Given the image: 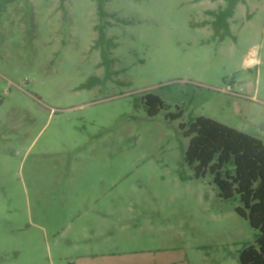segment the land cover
Here are the masks:
<instances>
[{
	"label": "rangeland",
	"instance_id": "1",
	"mask_svg": "<svg viewBox=\"0 0 264 264\" xmlns=\"http://www.w3.org/2000/svg\"><path fill=\"white\" fill-rule=\"evenodd\" d=\"M3 1L0 264H240L259 231L195 177L184 130L204 117L264 142V0L223 41L197 24L225 0H106L105 19L95 0ZM101 24L113 75L86 86L105 76Z\"/></svg>",
	"mask_w": 264,
	"mask_h": 264
},
{
	"label": "trees",
	"instance_id": "2",
	"mask_svg": "<svg viewBox=\"0 0 264 264\" xmlns=\"http://www.w3.org/2000/svg\"><path fill=\"white\" fill-rule=\"evenodd\" d=\"M65 1L61 0L62 7ZM95 1L100 18L105 19L108 16L104 8L106 0ZM243 1L225 0V7L209 11L213 17L211 21L205 20L197 25L205 27L210 24L215 36L223 41L232 35L230 20L235 15L237 5ZM11 2L13 0H4L1 5ZM107 24L96 26L99 38L94 45L95 49L100 50L102 61L99 66L105 68V76L91 77L86 86L105 83L112 78L114 60L110 56L117 44L114 39L106 37ZM143 99L152 117L165 106L161 98L154 94L146 95ZM184 136L189 138L186 160L194 167L195 177L212 176L219 196L225 200H238L243 207L236 208L237 213L259 231L255 243L245 245L241 251L240 264H264V142L204 117L191 119Z\"/></svg>",
	"mask_w": 264,
	"mask_h": 264
},
{
	"label": "bare ground",
	"instance_id": "3",
	"mask_svg": "<svg viewBox=\"0 0 264 264\" xmlns=\"http://www.w3.org/2000/svg\"><path fill=\"white\" fill-rule=\"evenodd\" d=\"M253 54H254V52H253ZM249 59H250V62H254V58H253V56L250 57Z\"/></svg>",
	"mask_w": 264,
	"mask_h": 264
}]
</instances>
